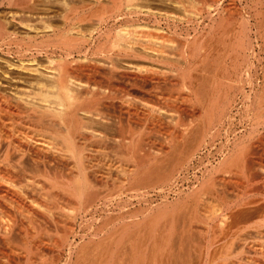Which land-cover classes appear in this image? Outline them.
I'll return each mask as SVG.
<instances>
[{
  "label": "bare ground",
  "instance_id": "6f19581e",
  "mask_svg": "<svg viewBox=\"0 0 264 264\" xmlns=\"http://www.w3.org/2000/svg\"><path fill=\"white\" fill-rule=\"evenodd\" d=\"M46 1L21 0L19 10L24 13H10V18L0 23V196L14 203L20 215L42 219L44 215L47 219L49 213L41 215L29 209L38 190L34 179L43 178L38 188L57 201L59 206H54L60 211L65 210L63 203L77 202V209L70 212L73 214L47 208L49 219L68 223L83 242L84 224L95 220L99 209L95 192L88 197L89 203L83 204L89 186L99 178L98 171L85 161L102 155H130L139 163L131 170L137 181L143 175L139 172L165 170L163 164L162 169L157 163L147 167L153 157L142 153L149 139L146 129L160 126L162 113L156 109L155 114H147L144 123L135 101L150 102V96L158 97L164 86L173 87L177 77L188 86L194 79L201 80V87L208 93L201 102L203 115L198 116V124L177 131V139L189 141L192 137V141L180 155L179 169L173 168L171 161L169 170L184 177L178 180L176 175L174 182L164 179L165 173H149L148 178L140 180L149 182L153 189L141 194V199L149 202L145 211L144 206L139 207L131 215L136 226L133 232L125 219L120 227L118 240L125 256L121 264H158L161 258L157 256L167 246L177 247L176 255L183 258V264H216L219 257H232L231 233L226 235L229 242L223 245V255L217 252L222 247L217 244V227L228 234L238 222L236 213L240 211L238 216L245 222L264 210V205L259 208L256 203L264 204V0H247L243 12H233L234 0H228L227 5L221 0H48L49 7L44 8ZM13 22L18 23L19 30L8 26ZM182 105L177 104V110L186 112V105ZM133 106L138 120L133 118ZM113 143L119 146L113 148ZM191 172L197 181L198 173L204 174L200 186L185 196L197 203L206 191L209 198L221 200L222 193L207 186L217 175L231 178H221L222 185L238 183L242 189H231L236 199L223 203L225 212L214 209L206 214L205 219L210 220L206 222L207 231L212 237L203 240L193 236L194 242L187 236L188 246L195 244L191 251H182L180 243L186 236L181 235L190 230L186 228L189 223L191 226L193 220L202 217V211L197 205L181 209L176 229L174 208L166 201L178 190L182 194L184 188H191L192 180L187 175ZM107 198L102 206L105 212L111 203ZM234 204L238 212H233ZM142 212L143 218L139 217ZM3 215L0 218L7 215L13 222L19 216ZM258 220L254 227H264V218ZM112 237L101 241L99 247L86 248L91 250L88 264H113ZM167 240L171 241L167 244ZM76 241L68 247L70 259L85 247ZM217 246L221 247L217 250ZM85 252L83 255L88 254ZM255 253L263 260L259 256L253 260L264 264V250Z\"/></svg>",
  "mask_w": 264,
  "mask_h": 264
},
{
  "label": "rangeland",
  "instance_id": "374dc122",
  "mask_svg": "<svg viewBox=\"0 0 264 264\" xmlns=\"http://www.w3.org/2000/svg\"><path fill=\"white\" fill-rule=\"evenodd\" d=\"M1 1L2 0H0V20L2 19V21H0V23H2L4 21L6 22L5 18L7 17V19H9L10 16L12 15V13H16V12L24 13L22 10L21 11L19 10L22 7L21 0H19L20 2L17 0L18 3L16 2V0H9V1L5 0L4 3L3 2L1 3ZM221 1L223 2V4H226V5L228 4V0H221ZM234 1H235L236 5H234L235 7L233 6V8H234V9H232L233 12H236V11L237 12L238 11L243 12L245 9L247 0H242V1L241 0H234ZM31 2H33V1H31ZM50 2H51V0H50ZM46 3H44L43 5L44 6L47 5L49 7L50 3L48 0L46 1ZM18 4L20 7L18 6ZM43 5L41 3L42 7H44ZM47 6L44 8H47ZM242 7H243V9H242ZM57 10L58 9L56 8V11ZM10 13H11V15H10ZM16 24L18 25V23L13 22L14 27L12 26V23L8 24V26L10 25V27L12 29H15V26H16V29L19 30V26H17ZM7 57L8 56L6 55V58ZM9 58H10L9 60L14 61V59H11L12 57H9ZM14 68H16V67H14ZM18 72H20V71H18ZM182 80H183L182 78L180 79L179 77H177L173 87H172V85H167V87L164 86L163 92H161V94L158 97L150 96V99H151L150 102H146V103L142 102L141 103L140 100L135 101V103L137 102L136 103L137 109L136 108L135 109H136L138 114L141 112L140 115H143L142 118H140V119L144 123H146L145 122L146 120L144 118L147 116V114H155L156 109H157V112L160 111L159 113L160 114L162 113L161 117L163 116L162 117V122L164 121L163 124L161 122L160 126L155 125L154 127H152V129H148V128L146 129V132L149 133V139L145 140V145L143 147L144 150L142 151V153H144V154L146 153L147 157H153L152 158L153 160L151 159L152 161H150V163L148 162L147 163L148 165L146 164L147 167L151 166V165H153V167H154V165L157 163L156 166L160 167V169H162V167H161L162 164H163L162 166L167 168V169L165 168V170L162 169V171L160 170L159 172H149L150 174H163V173H165V177H163V178L164 179L170 178L169 180L174 179V182L176 181V175H177L178 180L179 179L181 180V178H183L184 176L180 175V177H179L178 175L180 174V172H170L169 170L172 169L170 167H172V164H173V168L177 167L179 169V167L181 165L180 162H182V160H180L182 158L180 155H182V156L184 155L182 153H185L184 151H186V149H187L186 147L190 146L191 144L189 142L192 141V139H191L192 137L189 138V141H186L185 140L186 138L177 139V131L193 127L194 125L199 123V120H198L199 117L198 116L201 117V114H202L201 110L203 108V107L201 108V104L205 100V95H204L205 89H204V87L203 88L201 87V84L203 83L201 80L194 79L192 81L191 86H188V84H186L185 81L183 80L185 83L184 84ZM200 82H201V84H200ZM202 93H203V96L201 95ZM205 94L207 96L208 93L206 92ZM182 95L184 97H182ZM202 97H204V99H202ZM200 99H202V100H200ZM198 100H199V102H198ZM174 101H175V103H174ZM178 102L181 103V105L183 104L182 106H184V107L186 105V107H187V109L185 110L186 112L177 110V104H179ZM195 102L198 104H194ZM146 104L147 105L149 104L150 107L147 106ZM139 106H140V108H139ZM133 108H134V106L131 109L132 113L134 114V116L133 115L132 116L135 120H138L136 118V116H137L136 111L133 110ZM143 108H146V109H143ZM152 108H153V110H152ZM192 108H193V110H192ZM198 111L200 114L198 113ZM192 115L194 117H192ZM179 117L181 120L179 119ZM195 118L197 119V121ZM184 119L185 120L187 119V120L184 121ZM148 126H153V125L148 123ZM155 127H156V129H154ZM143 128H144V125H143ZM150 130L152 131V133L150 132ZM170 131H171V133H170ZM149 140H150V142H149ZM182 143H184V144H182ZM107 145H109V143ZM107 145H104V146H107ZM114 145H116V147L119 146V144H116V143H113L111 146H113V148H114ZM145 148H147V149H145ZM172 149H173V151H172ZM195 154H198V152L195 151ZM103 156H106V157H103ZM177 156H179V157H177ZM131 158L132 157L130 155L122 157L119 155L117 156L116 154L115 155L110 154V155H102V157L99 156V157H95L93 159L85 161L86 165L87 166L89 165L88 167H90L92 169L94 168V169H96V171H98V177L99 178L96 181H94L93 183H91L88 191L86 192L87 195L86 194L84 195V199H83L84 203L83 202H81V203L88 204L89 203L88 197H90L91 194L94 195L96 193V195H94L95 204L97 203L99 205V209L96 211L97 215H98L97 218L95 220H88L84 224L85 225V227H84L85 234H84L83 242H82V240H80V237H78V236L75 237L74 231L71 230L70 225L68 223H65L64 221H62V222L60 221L61 223L59 224V222L53 220L57 223V224H55V222L50 220L51 218L49 216L51 214L49 212L50 210H48V209H51V210L54 209L53 210L54 212H59L60 209H58L56 206V205L59 206V204H57L56 200H55V202H56L55 203L54 200L49 196V194H44L45 192H43L42 189L38 188V187H40L39 179L42 180L43 178H39L38 181H37V178L34 179L36 181L35 183L38 182V185H36V188L38 190L34 191V194H33L34 200L32 199L33 202H31L32 200L30 201L31 203H30L29 207H31V208H29V209H31L32 211L35 210L38 213L40 212L41 215H43V214L47 215V213H49L50 215L49 214L47 215L48 216L47 219L44 218V215H43V219L40 216L41 217V220H40L39 219L40 217L35 218V217L31 216V217H33V218H31L30 215L28 217V216H26V214H23V213L21 214L22 215V219H21V215H20L21 210H18L19 208H17L14 205V203L11 204V202H10V200H8V198L5 199L3 196H0V203H1L0 205L2 207V208L0 207V215L4 214L3 216L5 217V215L7 213H9V214H13V215L16 214V216H18V215L20 216V217L19 216L16 217L17 222L11 221L12 219H9V216L7 217V215L4 219H3V217L0 218V264H86V263L88 264L89 253L91 250L90 249L86 250V248L88 249L91 246L99 247L100 242L103 241L105 238H107L110 235H112L113 236L112 238L115 240L114 247H113V256L111 258V261L113 264H121L122 263L121 261H123L125 256H124V253L122 250V245L120 244V242L118 240L119 236L121 234V228L120 227L122 226L123 221H125V220L127 222L130 221L131 227H130L129 231H130V233H131V231L133 232V230L136 228V226H134V222L132 221V218H131L133 216L132 214L136 209H138L139 207L141 208L143 206H144L143 210L145 211V207L149 204V202H145L144 199H141V197H142L141 194H145L144 191H146L147 189L149 190L151 188V184L149 185V182L148 183L140 182V180L143 177L150 175L148 172H139L141 175L143 174L142 177L138 176L139 181H137V179H135L134 176L136 175V173L133 171L134 172V174H133V172L131 170H133V167H132L133 165L137 166V164H139V163L136 161V159H131ZM171 159H173V160H171ZM156 160H157V162H156ZM171 161H172V164H171ZM169 162H170V164H169ZM168 175L170 177H167ZM171 175H172V177H171ZM187 175L191 178L190 180H192L191 184H190L191 188L190 189L184 188V190H186V191L183 190V192H181L182 194H178V192L180 191V190H178L177 193L171 194L169 196V199L166 202H168L167 204H168V206H170L171 209L174 208L173 213L175 215L176 229H177V218L180 215V210L181 209H189V207L194 208L197 205L199 212L202 211V212H200V213H202V217H200L199 219L197 218V220H196L197 222L193 220L191 223L192 224L191 226H189L190 225V223H189L188 227H186V228L190 227L189 228L190 231L189 230H188V232L186 231L183 236H186V238H187V236L190 237V232H191V228H192V230L195 229V232H196L194 234V237L203 238V240H204L205 237H209V238L212 237L211 235H209V232L207 231V229L209 227L207 226L208 224L206 222H209L210 220L205 219L206 214H209V211H213L214 209L218 210V212L220 211L221 213H222V210H223V212H225L224 210L226 209V207H225L226 203L227 202L230 203V201H234L236 199V197H234V195L236 194L235 191H237L238 189H242V188L240 187L241 185H239L238 183L232 184L231 186L222 185V182L220 181V179L223 178L224 176H222L220 178V176L218 177V175L217 176L215 175L216 176L214 179L215 182L210 181V186L209 185H207V186H208V188L215 189L217 192L220 191L219 192L220 195H221V193H222V195L224 193V195L223 196L221 195V197H220L222 202L220 199L217 200V199L209 198L208 197L209 193L207 194V191H206L204 194L201 195L199 203H197V202L191 200V198L187 199L185 196H186V193L190 192L191 189H194V188H197L200 186V181H202L204 174L202 175V172L198 173V175H199L198 180L199 181L196 180V178L193 175V172H191ZM35 177H39V176H34V178ZM173 177H175V178H173ZM226 177L228 178L229 176L225 175L224 178H226ZM146 178H148V177H146ZM146 178H143L142 181H144ZM216 178L219 180H216ZM229 179H231V178L229 177ZM216 182H218V183H216ZM212 183H214V185H212ZM135 185H138V186L140 185V186L139 187L137 186L138 187L137 188ZM159 185L160 186L164 185V182H163V184L160 183ZM181 185L182 184L180 183L179 188L183 189V187ZM186 186H188V185H186ZM152 189L153 188H151V190ZM231 189H235V191L234 190L231 191ZM176 191H177V189H176ZM41 192L43 193L42 196H40ZM89 192H91V193H89ZM46 193H48V192H46ZM46 195L48 197H46ZM44 196L46 198H44ZM103 196H105V197L107 196L108 198L110 197V200H111L110 208H109L108 212L106 211L107 213L103 210V208H104L103 205L105 204L104 202L106 201L105 199L107 197L105 198ZM223 197L225 199H223ZM3 198H4V200H3ZM181 198H183V199L181 200ZM233 198H234V200H233ZM46 199H47V201H46ZM75 201H77V200H75ZM4 202H7V203H4ZM75 203L71 204V202H69V205H68V203L65 202V204L64 203L63 204L61 203V204L64 206V208L68 214H73L74 211L77 209L76 208L77 202H75ZM231 203H233V202H231ZM256 203H257V207L259 206V208H260V206L262 207V205H264V204H261L262 203L261 201H256ZM54 204H56V205L54 206ZM222 204L224 207L222 206ZM220 205L223 207V209H221L222 207ZM102 206H103V208H102ZM234 206H235V204H234ZM234 206H233V212H234V210H236L235 212H238L237 207L236 206L234 207ZM65 210L62 208L61 211L63 213H66ZM102 211H104L105 213ZM70 212H73V213H70ZM139 212H141V210ZM263 212H264V210L261 212L263 214V216H262V214H260L262 216V218H264ZM142 214H144V212L140 213L139 217H142ZM238 214L241 215V212L239 211L238 213H236L237 216L234 213V215L236 217V218L234 217V219H237L239 223L233 219V222L235 221L236 224H235V222H234V224L232 222L233 226L231 225L232 227H230V228H233V229H231V230L229 229L230 232L228 234L226 231H225L226 233L222 232L221 228H219V227H217V229H216V233L218 230L217 235L219 237V239H217V241H218L217 244L219 245V243H221V246H222V247L219 246V247H221V249L217 246V250L219 248L218 251L216 250L218 253L220 252L223 255V251H222L223 245L227 241L229 242V240H227L228 238L226 237V235L228 236L231 233V235H229L228 237L229 238L231 237L232 242H233V245L231 247V253L233 252L232 253L233 256L229 255V256H232L230 258L228 257V255H227V257L225 256L226 258L225 257H219L217 259L218 261L215 262L216 264H224V263L225 264H237L238 262L239 263L241 262L240 264H244V262H245V264H247V263L248 264H258V261L257 262L254 261V260H256L255 258L257 256H259L257 258H262V257H260L261 255L255 256V254H256L255 252L260 251V250H264V227H261V228H255L254 227V224H256V222L259 221L258 219H262L261 216L259 215V213H257L259 215L258 218H255V216L257 215L256 214L254 217L252 216L249 219L247 218V220L244 222V220H242V218H240L238 216ZM127 217H128V220H127ZM239 218L241 219V221ZM253 218H255V219H253ZM221 219L222 218H220V220ZM23 220H25V221H23ZM179 223H180V220H179L178 224ZM181 224H182V222H181ZM181 224H180V226H181ZM77 226L78 225H76V227ZM8 227H11V228H8ZM9 230L11 231V232H9V233H11V235L9 234V236H8L7 234H8ZM12 231H13V234H12ZM6 232H7V234H6ZM175 235H174V239H173L174 244L177 243L176 242L177 241V235L176 236ZM74 238L77 239L76 244H77V242L80 244L82 243L80 247H83V244L85 245V247L82 251H80V253L79 252H76V254L73 253L71 255V259H70V254H69L70 250L68 247L70 246L71 242H73L75 240ZM233 238H234V241H233ZM129 239L131 240L132 237H130ZM242 240H243V242H245L244 240H246V242H245L246 244L245 243L243 244ZM169 241H171V240H167V244ZM242 245H243V247H242ZM244 245H247L246 248H244L245 247ZM247 247L248 248L251 247V251H250V248L248 249ZM243 248L245 249L244 252H242ZM85 251H88L87 252L88 254L83 255V253H86ZM247 251H250L252 253H250V252L247 253ZM253 251H254V253H253ZM176 253H177V247L171 248L170 246L169 247L167 246V248L163 254H161V252H160V254H158L157 257L161 258V260L158 258V260H157L159 262L158 264H183L182 263L183 258L178 257L176 255ZM220 253H219V255H220ZM245 253H247V254H245ZM82 255L86 256V257H83ZM227 258H229V259H227ZM252 260L254 261V263H252L253 262ZM261 260H263V258ZM248 261H250V263ZM185 264H187V263H185ZM259 264H263V262L259 263Z\"/></svg>",
  "mask_w": 264,
  "mask_h": 264
},
{
  "label": "crops",
  "instance_id": "0c3cea01",
  "mask_svg": "<svg viewBox=\"0 0 264 264\" xmlns=\"http://www.w3.org/2000/svg\"><path fill=\"white\" fill-rule=\"evenodd\" d=\"M180 227H181L180 229L183 228L182 226H180ZM180 231H181V230H179V233H180ZM189 231H190V230H189ZM181 233H182V232H181ZM195 233H196L195 230H192V228H191L190 238H191V240H193V241H194V237H193V236H194ZM182 236H183V235H182ZM181 238H182V237H181ZM181 238H180V239H181ZM190 238H186V237L182 238V240H181L182 242L180 241L181 243H180L179 240H178V244L180 243V244H182V245L184 246V247H183V246L181 245V249H182V247L184 248V249H182V251H185V249H187L186 251H189V250L191 251V248H193L192 244H193L195 241L191 244V247L188 246V244L190 243V242H189V241H190V240H189ZM187 239H188V242H189L188 244L186 243V242H187ZM180 244H179V245H180ZM194 244H195V243H194ZM189 245H190V244H189ZM194 246H195V245H194Z\"/></svg>",
  "mask_w": 264,
  "mask_h": 264
}]
</instances>
